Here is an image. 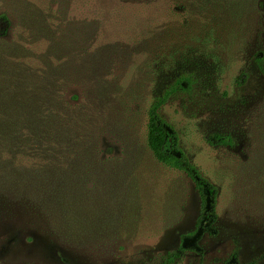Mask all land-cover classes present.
<instances>
[{"label": "rangeland", "instance_id": "obj_1", "mask_svg": "<svg viewBox=\"0 0 264 264\" xmlns=\"http://www.w3.org/2000/svg\"><path fill=\"white\" fill-rule=\"evenodd\" d=\"M166 93L217 190L202 230L192 181L146 147ZM21 95L63 123L53 147L17 134ZM0 103V264H264V0H0ZM94 141L105 171L82 173Z\"/></svg>", "mask_w": 264, "mask_h": 264}, {"label": "trees", "instance_id": "obj_2", "mask_svg": "<svg viewBox=\"0 0 264 264\" xmlns=\"http://www.w3.org/2000/svg\"><path fill=\"white\" fill-rule=\"evenodd\" d=\"M261 62V59H258V63ZM180 85V84H179ZM23 93V89H21ZM20 90V91H21ZM28 91H33L28 89ZM169 93H166L162 99L157 100L150 108L148 112V122L146 127V147L151 152L155 160L166 167L172 168L176 171L184 173L194 184L195 190L197 191L200 197V215L197 219L196 224L198 227L205 226L207 220L215 222V208H216V199H217V190L216 188L205 178L202 177L199 170L190 163L188 158L183 154L180 149L178 137L175 131L170 127L168 123L160 116L159 109L165 103L166 98L169 96ZM30 96H20L19 104L15 107L16 112L23 111L22 119H20V129L17 130V134H20L22 139H25V136L30 137V129L36 128L39 129L35 133V137L39 139V133H41L42 141L46 142L48 145L52 146V139L56 135L55 128L60 123L63 125L61 120L55 119L54 114H47L43 116L40 112L38 115L27 114L29 107ZM37 100V99H35ZM1 106V103H0ZM12 111H10L11 113ZM9 115H13L12 113ZM16 117L13 115V118ZM25 123V124H24ZM36 124H41V128L35 127ZM76 124H78L76 122ZM64 126V125H63ZM84 126V125H83ZM82 126V127H83ZM82 127L80 130H82ZM54 128V129H53ZM29 130V131H28ZM81 136V135H80ZM82 137V136H81ZM82 140V138H80ZM97 140V139H96ZM210 144H218L228 146L231 145V141L228 137L213 136L210 141ZM78 143H81L78 141ZM96 144L93 149V154L86 156L84 155L75 156V162L80 163L79 169L82 170V173H85V170H90L88 173H97L105 171L101 164L102 160V150L99 148L98 141H94ZM98 145V146H97ZM53 147V146H52ZM52 158H57L55 153L51 155ZM73 157V156H72ZM53 159V161H54ZM51 161V160H50ZM82 161V162H81ZM107 168L108 165H105ZM176 255L168 256L164 264H172Z\"/></svg>", "mask_w": 264, "mask_h": 264}, {"label": "flooded vegetation", "instance_id": "obj_3", "mask_svg": "<svg viewBox=\"0 0 264 264\" xmlns=\"http://www.w3.org/2000/svg\"><path fill=\"white\" fill-rule=\"evenodd\" d=\"M200 215V214H199ZM199 217V216H198ZM204 228V226H202V228L201 227H199V229L198 230H202ZM186 241V240H185Z\"/></svg>", "mask_w": 264, "mask_h": 264}]
</instances>
